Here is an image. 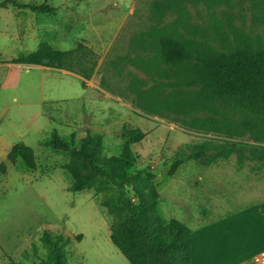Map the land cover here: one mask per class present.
Wrapping results in <instances>:
<instances>
[{
	"label": "rangeland",
	"instance_id": "obj_1",
	"mask_svg": "<svg viewBox=\"0 0 264 264\" xmlns=\"http://www.w3.org/2000/svg\"><path fill=\"white\" fill-rule=\"evenodd\" d=\"M20 1L47 2L56 10L0 7V264H45L46 232L62 236L65 264H129L110 240L101 193L69 191L71 177L62 167L67 154L44 143L53 128L64 138L73 132L76 140L100 134L110 156L120 151L123 128L139 127L145 135L131 145L134 168L155 174L164 222L173 219L175 206L202 223L264 202V161L249 157L264 141L241 126L255 116L203 97L199 85L185 86L189 64L165 65L150 43L155 37H148L171 28L193 49H262L260 0H189L163 13L154 9L157 0ZM42 40L56 49L79 41L93 49L97 64L86 87L68 70L33 65L26 71L9 63ZM41 73L43 103L33 94ZM17 142L33 148L35 169L7 159ZM201 143L198 155L167 177L173 158Z\"/></svg>",
	"mask_w": 264,
	"mask_h": 264
},
{
	"label": "trees",
	"instance_id": "obj_2",
	"mask_svg": "<svg viewBox=\"0 0 264 264\" xmlns=\"http://www.w3.org/2000/svg\"><path fill=\"white\" fill-rule=\"evenodd\" d=\"M182 1L189 0H157L154 9L160 13L174 11ZM8 3L39 13L54 14L56 10L47 2L35 4L20 0H0V7ZM259 5L264 8V0ZM151 36L155 38L150 43L165 65L189 64L185 86L199 85L203 97H215L226 106L255 116L242 121L241 126L253 139L264 141V48L256 50L245 45L227 53L193 49L171 28L157 29L148 37ZM144 39L139 37L136 41ZM9 62L68 70L79 75L82 86L86 87L96 67L97 54L83 41L70 49H56L42 40L34 51L20 53ZM122 135L124 141L119 153L110 156L103 151L102 136L90 132L76 140L73 132L64 138L53 128L44 143L67 154L62 167L71 177L69 191L101 193L100 205L111 217L110 240L129 264H191L190 229L177 219L168 222L161 219L159 182L155 174L134 168L131 145L138 143L145 133L139 127L127 126ZM203 147L205 143L195 144L186 156L177 154L169 165L167 177L173 176L185 160L195 158ZM6 157L11 163L20 160L27 169L36 168L33 148L22 142L13 144ZM249 157L264 161V148H251ZM4 168L1 163L0 171ZM42 240L48 246L49 260L45 264H65L62 236L52 238L46 232ZM10 264L21 263L11 261Z\"/></svg>",
	"mask_w": 264,
	"mask_h": 264
},
{
	"label": "crops",
	"instance_id": "obj_3",
	"mask_svg": "<svg viewBox=\"0 0 264 264\" xmlns=\"http://www.w3.org/2000/svg\"><path fill=\"white\" fill-rule=\"evenodd\" d=\"M11 64L26 71L30 70L29 66L37 65ZM40 76L33 94L38 95L43 103L46 99L43 92L46 74L41 73ZM41 113L43 115V111ZM173 211V219L179 220L190 229L191 264H255L256 258L264 250V202L239 210L230 218H214L202 223L185 209L175 206Z\"/></svg>",
	"mask_w": 264,
	"mask_h": 264
},
{
	"label": "built area",
	"instance_id": "obj_4",
	"mask_svg": "<svg viewBox=\"0 0 264 264\" xmlns=\"http://www.w3.org/2000/svg\"><path fill=\"white\" fill-rule=\"evenodd\" d=\"M255 264H264V250L256 258Z\"/></svg>",
	"mask_w": 264,
	"mask_h": 264
}]
</instances>
